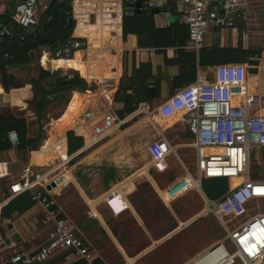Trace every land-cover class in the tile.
Wrapping results in <instances>:
<instances>
[{"label":"crops","instance_id":"0c3cea01","mask_svg":"<svg viewBox=\"0 0 264 264\" xmlns=\"http://www.w3.org/2000/svg\"><path fill=\"white\" fill-rule=\"evenodd\" d=\"M51 1L45 0L46 8ZM232 2L208 0L209 8L218 6L220 10ZM125 3L129 15L124 22L127 50L123 77L128 80L136 70H141L145 85L153 89L148 97L134 89L126 94H131L139 102L150 101L155 108L182 87L193 83L198 74L213 79L218 65L241 63L247 68L250 88L263 97L260 113L264 114V0H249L248 18L241 20L236 27H217L210 23L205 46L199 50L190 47L189 28L181 19L180 1L125 0ZM15 4L16 0H3L0 15L13 14ZM172 14L177 15L174 21L170 20ZM255 54L259 57L254 58ZM23 69L9 68V72L22 81V86L6 90L0 80V120L8 126L18 118H25L27 137L35 139L42 134L45 138L39 139L37 149L29 145L21 149L19 143L15 145L9 139L13 146L0 150V162L6 161L15 175H19L27 164L41 171L47 169L48 157L38 148L52 134L50 128L46 130V123L65 110L48 120L38 119L33 102L34 85L31 80H23ZM119 89L115 94L117 110L126 105L125 101L116 100ZM12 107H17L19 112L12 111ZM34 121L36 124L33 125ZM38 124H43V132L40 126L36 129ZM156 125L177 149V154L169 156L168 168L164 171H158L151 163L150 134H146L150 127L142 130L138 126H123L88 150H83L85 139L75 131L64 130L62 133L68 150L70 131L83 143L78 145L76 140V148L69 151L76 154L73 179L57 199L63 213L90 245L96 264H195L214 254L212 251L220 242L229 245L226 237L217 244L212 237L199 239L204 224L207 228L209 226L208 216H216L210 207L211 202L223 194L220 190L223 178L203 179L200 188L189 187L170 201L162 196L163 190L184 176L187 170L197 173V157L194 134L184 123L172 126L154 123V127ZM143 179L147 181L139 183ZM9 181V177L0 179V187L6 189ZM125 183H128L126 199L129 207L115 212L106 197L112 189L121 188ZM8 205L3 211L7 238L27 249H37L46 240L52 226L45 220L44 207L34 201L20 213ZM218 256L215 257L216 263ZM44 264L90 263L72 259L69 250H59Z\"/></svg>","mask_w":264,"mask_h":264},{"label":"built area","instance_id":"2783aa9c","mask_svg":"<svg viewBox=\"0 0 264 264\" xmlns=\"http://www.w3.org/2000/svg\"><path fill=\"white\" fill-rule=\"evenodd\" d=\"M178 1L182 5L181 19L189 28L190 47L198 50L205 46L210 23L236 27L248 18L249 0H233L223 10L218 6L209 8L208 0ZM45 9V0H16L12 17L23 28L35 27ZM69 13L74 22L71 35L53 49L44 50L40 64L45 68L50 65L61 75L77 72L90 86L73 90L63 113L46 123V130L50 128L52 134L38 148L48 157L46 170L27 164L15 175L6 161L0 162V179L10 178L6 189L0 187V264H44L59 250H69L74 260L96 264L90 245L63 213L57 199L72 183L76 157L65 147L62 133L75 131L85 139L83 150H88L136 116L144 114L153 120L154 113L166 125L184 123L195 137L197 173L187 170L163 190L164 199L170 201L189 187L200 188L203 179L226 178L228 189L211 202L210 209L225 225L229 245L220 242L212 253L219 252V258L223 254L217 264H264V211L256 204L264 199V178L257 170L252 172L251 164L252 155L264 148V114L260 113L263 97L250 88L246 66L220 64L215 78L200 73L193 83L157 107L141 101L130 115L121 117L115 94L124 76L127 4L125 0H71ZM6 35L13 36L14 31L0 21V39ZM157 129L156 125L151 131L148 150L152 166L164 171L169 156L177 154V149ZM9 139L15 145L19 143L16 131L9 133ZM237 179L242 180L234 184ZM128 183L112 189L106 197L115 212L128 207ZM25 192L44 207L45 220L52 225L46 240L35 250L6 235L4 208ZM235 220L238 223L230 226L229 222Z\"/></svg>","mask_w":264,"mask_h":264},{"label":"trees","instance_id":"16d2710c","mask_svg":"<svg viewBox=\"0 0 264 264\" xmlns=\"http://www.w3.org/2000/svg\"><path fill=\"white\" fill-rule=\"evenodd\" d=\"M71 0H52L45 9L39 25L30 28H23L18 25L12 13L0 15V21H3L9 28L14 31L13 36H3L0 39V73L1 82L5 89L11 87L22 86V81L14 74L9 72L10 67L30 66L34 61L39 65L38 75L31 80L34 85L35 97L34 105L38 112V119L48 118V106L58 99L63 97L73 90H85L90 85L77 72H70L61 75L59 71H54L51 66L47 68L40 64V57L44 50L53 49L58 43L65 41L72 33L74 22L70 15ZM129 15V14H128ZM127 15L125 16L126 19ZM136 70L133 77L128 80L122 79L120 89L116 96V100L125 101L126 105L120 108L119 115L125 117L126 112H132L136 109L139 99H135L131 94H126L130 89H134L142 96H150L153 92L152 87L145 85V76ZM38 81V84L36 83ZM137 88V89H136ZM66 93V94H65ZM16 131L19 137L18 147L25 149L29 146L36 148V144L44 135L39 134L35 139H29L28 126L25 118H18L13 124L6 126L0 120V150H8L13 145L9 141V133ZM40 130L43 132V124L40 125ZM44 137V138H43ZM69 151L73 152L76 148L75 141L78 140V145L82 144L81 138L76 137L74 132L68 133ZM31 148V147H30ZM242 179L234 180V184ZM224 184L221 187V193L228 189V180L223 178ZM34 200L29 192L22 193L12 199L8 206L12 210L24 212L33 204ZM101 264V263H97Z\"/></svg>","mask_w":264,"mask_h":264},{"label":"rangeland","instance_id":"374dc122","mask_svg":"<svg viewBox=\"0 0 264 264\" xmlns=\"http://www.w3.org/2000/svg\"><path fill=\"white\" fill-rule=\"evenodd\" d=\"M38 71H39V65H38L37 61H34V63H32L30 66L23 69V72L21 73V77L23 78L24 81L34 80V77H36L38 75ZM36 83L38 84V81ZM69 98H70V92H68L63 97V99H58L54 103L49 105L48 109H47V117H48L47 120L49 119V117L58 116L67 107ZM12 111L19 112V111H17V107H12ZM154 116H155V118L152 120V119H148L147 117H145L144 114H140V115L136 116L133 120H130L124 126L129 127V128H131L133 126H138L142 130L150 127L148 132L146 131V134H152L151 131L154 128V123L159 124V123L163 122V120L160 117H158L159 115L157 113H154ZM47 120L45 119L46 122H47ZM34 124H36V121H34L33 125ZM39 126H40V124H38L36 126V129L39 128ZM147 137H148V135H147ZM146 141H148L147 138H146ZM259 160L261 163H258ZM251 164L253 166L252 172H254V171L256 172V170H257L258 175H260L262 178H264V149H261L260 151H258L257 153L252 155ZM213 180H216V179H213ZM257 205L259 206V208L262 211H264V199L258 200ZM207 219L209 222V226L207 228V225L204 224V226L201 230L202 232H200L201 236H199V239L201 240L202 238L206 239V238L212 237L214 239V242L217 244L220 242V240H223V238L227 236V231H226L225 227H223L222 220H219L215 215L210 214ZM234 223H238V221L235 220L233 222H231V221L229 222L230 226H232V224H234ZM197 225H198V223H196V226ZM218 254H219V252H218ZM218 254H216V257L218 256ZM222 256H223V254H222ZM222 256H220V258ZM217 262H219V257L217 259ZM212 264H217L215 259H214V262Z\"/></svg>","mask_w":264,"mask_h":264},{"label":"bare ground","instance_id":"6f19581e","mask_svg":"<svg viewBox=\"0 0 264 264\" xmlns=\"http://www.w3.org/2000/svg\"><path fill=\"white\" fill-rule=\"evenodd\" d=\"M208 254H209V253H208ZM216 254H218V253H214V254H212L211 256L208 255V256H206V257H204V258H202V259L196 261L195 264H212V263L214 262V259H215V257H216ZM221 258H222V257H221ZM221 258H219V260H220Z\"/></svg>","mask_w":264,"mask_h":264},{"label":"water","instance_id":"95a60500","mask_svg":"<svg viewBox=\"0 0 264 264\" xmlns=\"http://www.w3.org/2000/svg\"><path fill=\"white\" fill-rule=\"evenodd\" d=\"M176 18H177V15H176V14H172V15L170 16V20H171V21H174Z\"/></svg>","mask_w":264,"mask_h":264},{"label":"clouds","instance_id":"9594fccd","mask_svg":"<svg viewBox=\"0 0 264 264\" xmlns=\"http://www.w3.org/2000/svg\"><path fill=\"white\" fill-rule=\"evenodd\" d=\"M128 207H129V204H128ZM128 207L124 208V209H123V210H121V211H124V210H126ZM121 211H119V212H121Z\"/></svg>","mask_w":264,"mask_h":264}]
</instances>
